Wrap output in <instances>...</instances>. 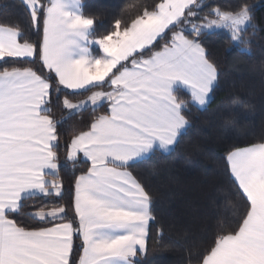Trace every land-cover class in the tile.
Masks as SVG:
<instances>
[{
	"label": "snow or ice",
	"instance_id": "obj_1",
	"mask_svg": "<svg viewBox=\"0 0 264 264\" xmlns=\"http://www.w3.org/2000/svg\"><path fill=\"white\" fill-rule=\"evenodd\" d=\"M22 4L39 39L25 38L19 25H0V61L39 69L0 67V264H138L155 217L149 193L128 169L174 150L189 125L185 113L207 107L219 78L202 37L221 31L247 49L254 6L158 0L97 36L81 0ZM181 90L189 99L178 97ZM61 96L64 119L104 109L66 145L67 161L75 166L82 155L89 166L74 180L71 215L63 205L41 206L29 218L52 226L25 227L12 217L26 200L63 199L61 121L52 115ZM225 160L240 201L235 226L219 224L206 248L190 251L188 264H264V141L233 147ZM75 239L81 252L74 261Z\"/></svg>",
	"mask_w": 264,
	"mask_h": 264
},
{
	"label": "trees",
	"instance_id": "obj_2",
	"mask_svg": "<svg viewBox=\"0 0 264 264\" xmlns=\"http://www.w3.org/2000/svg\"><path fill=\"white\" fill-rule=\"evenodd\" d=\"M158 0H81L82 12L94 19L97 36L105 34L115 18L130 21L145 6L151 7ZM239 0H203L211 7L228 10ZM254 6L252 23L245 33L250 43L247 49L236 46L221 31L202 37L208 58L216 65L219 78L206 108L191 106L185 113L189 121L184 134L170 153L160 151L140 160L128 169L151 197L152 215L146 252L136 258L138 264H188L192 250L202 251L212 241L217 226L230 223L240 204L235 195L226 165L227 150L264 141V0H247ZM210 8L200 13L201 17ZM199 22V21H197ZM0 25H19L24 36L32 41L39 39L30 28V21L22 0H0ZM163 41H160L162 44ZM159 45L153 49L158 50ZM147 55V53H146ZM39 69V63L4 65ZM87 95V94H86ZM180 99H189L184 91ZM84 96H71L73 102ZM61 96L52 105V115L60 120L58 133L60 146V176L63 181V199L58 203L51 198L29 199L14 218L29 228L51 227L29 218V213L41 206L51 208L63 205L71 210V194L76 176L87 171L88 164L79 158L75 166L66 160V145L80 131L87 130L95 115L88 111L64 119ZM159 230V231H158ZM74 240L73 260H78L81 248Z\"/></svg>",
	"mask_w": 264,
	"mask_h": 264
},
{
	"label": "crops",
	"instance_id": "obj_3",
	"mask_svg": "<svg viewBox=\"0 0 264 264\" xmlns=\"http://www.w3.org/2000/svg\"><path fill=\"white\" fill-rule=\"evenodd\" d=\"M183 91V90H182ZM185 92V91H184ZM186 93V92H185ZM187 94V93H186ZM162 153H165V152H162ZM79 158H81V159H83V157H82V155L79 157ZM78 158V159H79ZM146 159V158H145ZM143 160V159H142ZM140 161V160H139ZM138 162V161H137Z\"/></svg>",
	"mask_w": 264,
	"mask_h": 264
}]
</instances>
